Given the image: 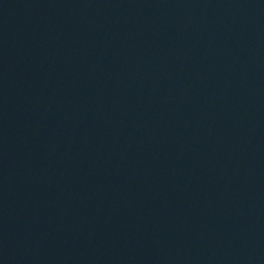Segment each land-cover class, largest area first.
<instances>
[{
  "label": "water",
  "instance_id": "water-1",
  "mask_svg": "<svg viewBox=\"0 0 264 264\" xmlns=\"http://www.w3.org/2000/svg\"><path fill=\"white\" fill-rule=\"evenodd\" d=\"M197 49L264 127V0H164Z\"/></svg>",
  "mask_w": 264,
  "mask_h": 264
}]
</instances>
